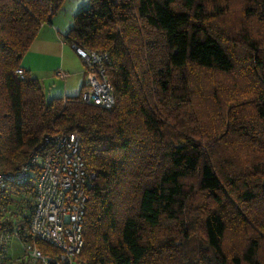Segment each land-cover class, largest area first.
<instances>
[{
    "label": "trees",
    "instance_id": "trees-1",
    "mask_svg": "<svg viewBox=\"0 0 264 264\" xmlns=\"http://www.w3.org/2000/svg\"><path fill=\"white\" fill-rule=\"evenodd\" d=\"M65 1L0 0V172L18 170L45 137L76 132L92 175L86 264H264L260 42L238 33L226 45L197 0H89L64 40L108 55L115 106L46 100L14 72ZM34 179L0 193V229L14 201L31 209ZM28 220L17 231L30 241Z\"/></svg>",
    "mask_w": 264,
    "mask_h": 264
},
{
    "label": "built area",
    "instance_id": "built-area-1",
    "mask_svg": "<svg viewBox=\"0 0 264 264\" xmlns=\"http://www.w3.org/2000/svg\"><path fill=\"white\" fill-rule=\"evenodd\" d=\"M70 46L85 66L81 100L111 110L116 101L112 84L105 73L108 55L82 49L75 43ZM14 74L23 78L25 70L19 67ZM55 77L64 80L67 73L58 69ZM32 176L35 179L28 220L30 241L22 240L17 229H3L0 250L7 237L11 236L19 239L23 258L33 263L86 264L82 257L83 232L92 175L81 155L80 136L72 132L45 137L18 170L0 172V193L11 185L28 184ZM37 243L50 246L55 253L43 252Z\"/></svg>",
    "mask_w": 264,
    "mask_h": 264
},
{
    "label": "crops",
    "instance_id": "crops-1",
    "mask_svg": "<svg viewBox=\"0 0 264 264\" xmlns=\"http://www.w3.org/2000/svg\"><path fill=\"white\" fill-rule=\"evenodd\" d=\"M89 0H68L67 13L56 14L50 24H44L29 49L22 57L20 67L36 79L42 86L44 95L51 98H67L80 95L85 84V66L64 37L68 33L69 14L74 16L88 5ZM69 7V8H68ZM68 21V22H67ZM62 69L67 73L64 80L55 77V72ZM14 201L1 217L12 223L4 229H18L23 225L30 210L25 203ZM28 228V223L24 226ZM2 229H0V233ZM24 240V239H22ZM27 241V240H25ZM0 264H33L21 255L19 239L8 236L0 250Z\"/></svg>",
    "mask_w": 264,
    "mask_h": 264
},
{
    "label": "rangeland",
    "instance_id": "rangeland-1",
    "mask_svg": "<svg viewBox=\"0 0 264 264\" xmlns=\"http://www.w3.org/2000/svg\"><path fill=\"white\" fill-rule=\"evenodd\" d=\"M198 2H201L202 5L207 10L208 16L212 20V32L214 34H218L221 37V41L224 42L226 45L229 43V39L231 37H236L238 33H246L247 35H250L249 37L251 39H255L260 42L261 47L264 48V22L260 21L261 18L259 16L260 12H264V8H261L260 6L257 7V4L254 2L253 5L248 0H197ZM67 3L68 0L63 2L61 8L58 10V14L63 15L67 13ZM246 5L251 6L252 10L251 12L244 13L243 7ZM88 5H86L84 8H86ZM69 8V7H68ZM260 11V12H259ZM76 14V13H75ZM74 14V15H75ZM73 17L69 14V27L68 31L73 27ZM244 44V41H243ZM237 51L242 53L243 50H241V46L239 44L236 45ZM205 78V77H204ZM226 84V82H225ZM224 85V84H223ZM227 85V84H226ZM225 86V85H224ZM46 100H48L49 97L45 95ZM202 110L198 111L200 116H212V112L209 114H203ZM212 113V114H211ZM208 123L212 121V117H207ZM199 242V241H198ZM195 240V243L197 245L198 243ZM22 255V250H21Z\"/></svg>",
    "mask_w": 264,
    "mask_h": 264
}]
</instances>
